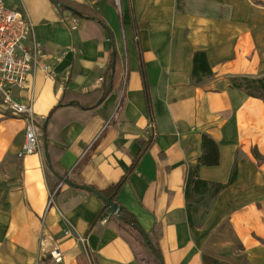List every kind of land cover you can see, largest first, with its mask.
<instances>
[{"label":"crops","instance_id":"obj_1","mask_svg":"<svg viewBox=\"0 0 264 264\" xmlns=\"http://www.w3.org/2000/svg\"><path fill=\"white\" fill-rule=\"evenodd\" d=\"M65 1L102 23L49 0H9L7 8L33 25L40 64L55 73L45 78L37 68L15 96L28 102L32 93L33 115L41 119L60 100L94 105L58 110L55 122L72 120L48 143L63 149L56 161L62 171L100 192L121 180L150 140L116 201L144 232L156 225L162 263L110 214L105 225L89 228L102 201L60 183L41 151L21 154L26 122L0 110V264H79L81 254L87 264H204L203 255L215 264H264V103L230 84L264 76V0ZM112 42L117 75L101 97ZM197 52L205 55L200 68L210 71H200L198 84ZM203 134L216 143L218 164L199 166V179L226 184L233 169L235 179L194 204L190 227L185 184ZM76 234L87 243L76 244ZM46 236L60 246V263L41 250Z\"/></svg>","mask_w":264,"mask_h":264},{"label":"trees","instance_id":"obj_2","mask_svg":"<svg viewBox=\"0 0 264 264\" xmlns=\"http://www.w3.org/2000/svg\"><path fill=\"white\" fill-rule=\"evenodd\" d=\"M57 1V9L62 10H69L71 14L78 18H87L92 19L97 22L102 23V21L94 16L93 14L86 12L82 10L78 5L65 1V0H56ZM113 2V0H109ZM112 62H114V67L112 70ZM201 65H205V55L203 52H197L194 54L193 57V71H192V77L195 79V83H199V73L201 71L202 74H208L210 73L209 69L208 71L204 68H200ZM116 64H115V56L111 57L109 66L107 68L106 75L108 76L109 80V86L102 92L101 97L106 95L109 92V87L112 84L113 78L115 75H117L116 71ZM231 87L239 90H243L244 93L252 98L260 99L264 103V76L262 77H256V78H250V77H235L230 79ZM66 108H77L81 111H93L95 109L94 105H84L78 101H70V102H63L60 100L58 102V105L51 109V111L48 113V115L44 118H37L34 116V122L35 124L40 128V151L42 155L45 157V153L43 151L42 146V139L43 137L46 138V154L47 158H45V163L51 167V170L58 176L62 178H66L69 181L80 184L79 179L77 178L76 173L70 174L65 171H62L60 169V166L57 165L60 157H62L64 151L62 148H57L55 146H52L48 143L50 137H58L60 130L68 124L71 120L66 121H57L55 122L53 119L54 114L60 110V109H66ZM116 117H113L110 120V123L113 124ZM150 140H147L143 142L141 149L139 153L133 158V163L128 168L126 174L121 178V180L114 184L109 186L107 189L101 191L102 195L105 198L110 199L114 204H116L119 207V218H116L117 222L128 225L132 229L136 230L142 237L143 243L151 250V252L155 255L156 259L162 263V257L159 252V231L158 228L153 227L149 232H144L142 228L137 223L135 217L129 213L125 208L119 206L116 201V197L121 191V188L127 178V176L133 171L134 167L136 166V163L138 159L141 157V155L146 151V149L150 146ZM202 154L197 158V162L194 166H191L187 173V180L185 184V200L187 201L185 209L187 213V219L189 226H193V222L191 220L192 213L196 211V205L200 201H203L204 198H207L206 201H210L213 199L219 192L224 190L226 187L231 185L235 179V170L231 172L230 178L226 184H220V183H208L206 181H203L199 179L198 177V168L199 166H206V167H213L218 164V148L216 143L213 141V139L207 135H202ZM108 214H110V211L108 208H106L104 205L101 209V211L93 218L91 223L89 224V228H92L95 226L99 221L104 219ZM203 263L208 264V262H211V264H215L217 261L213 260L207 256L202 257ZM79 264H87L86 258L84 255H80L78 257Z\"/></svg>","mask_w":264,"mask_h":264},{"label":"built area","instance_id":"obj_3","mask_svg":"<svg viewBox=\"0 0 264 264\" xmlns=\"http://www.w3.org/2000/svg\"><path fill=\"white\" fill-rule=\"evenodd\" d=\"M118 4V0H114ZM75 29V27H72ZM41 44L33 35L32 23L19 11L7 8L3 0H0V110L8 112L12 117L23 119L26 122L24 130V142L21 154H33L40 152V128L34 122L32 112V93L29 94L28 102H23L15 96V93L24 89L29 75H33L39 68L45 78L54 76L53 69L40 64ZM123 84L126 82V60L123 64ZM51 200H48L47 206ZM103 220L102 223H106ZM65 235L70 231L64 232ZM41 250L50 255L55 263H60L63 252L60 246L50 239V243ZM75 243L85 245L87 239L76 234Z\"/></svg>","mask_w":264,"mask_h":264},{"label":"water","instance_id":"obj_4","mask_svg":"<svg viewBox=\"0 0 264 264\" xmlns=\"http://www.w3.org/2000/svg\"><path fill=\"white\" fill-rule=\"evenodd\" d=\"M49 2L51 4H53L54 6H57V1L56 0H49ZM114 56H115V49H114V44L112 42V57H114ZM113 67H114V62H112V70H113ZM99 104H100V102H98L96 104V106H98ZM42 144H43L42 145L43 146V151L45 153V158H47V154H46V145H47V142H46V138L45 137H43V139H42ZM48 170L59 180L60 183L65 184V185H67L69 187H72L74 189L82 190V191H85V192H88V193L94 195L96 198H98L99 200L102 201V203L104 204V206L109 209V211L111 212V214L114 217H116V218H119L120 217V215H119V207L116 204H114L110 199L105 198L100 191H97V190L93 189L90 186L81 185V184H75V183L69 181L66 178L58 177L51 170V167H49V166H48Z\"/></svg>","mask_w":264,"mask_h":264},{"label":"rangeland","instance_id":"obj_5","mask_svg":"<svg viewBox=\"0 0 264 264\" xmlns=\"http://www.w3.org/2000/svg\"><path fill=\"white\" fill-rule=\"evenodd\" d=\"M3 2H4V4H5V6L7 7H13V5L12 4H10L9 3V0H3ZM118 15L116 14V13H114V18H115V20H116V23H117V27H116V33L118 34V31H119V25H118ZM122 80H123V76H122ZM108 216V215H107ZM107 216L104 218L105 220H107ZM110 217H114L112 214H111V212H110ZM104 219H102L101 221H99L98 223H100V224H106L107 223V221H106V223L104 222V223H102V221L104 220ZM40 240H39V245H40V242H41V237L39 238ZM40 253H42V251H40Z\"/></svg>","mask_w":264,"mask_h":264},{"label":"bare ground","instance_id":"obj_6","mask_svg":"<svg viewBox=\"0 0 264 264\" xmlns=\"http://www.w3.org/2000/svg\"><path fill=\"white\" fill-rule=\"evenodd\" d=\"M49 243H50V239H49L48 236H46V238H45L44 241H43V245H42V247H43V248H46V247L48 246Z\"/></svg>","mask_w":264,"mask_h":264}]
</instances>
